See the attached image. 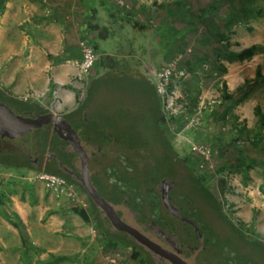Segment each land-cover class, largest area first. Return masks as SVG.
I'll use <instances>...</instances> for the list:
<instances>
[{
	"label": "crops",
	"instance_id": "obj_1",
	"mask_svg": "<svg viewBox=\"0 0 264 264\" xmlns=\"http://www.w3.org/2000/svg\"><path fill=\"white\" fill-rule=\"evenodd\" d=\"M122 1L127 5L125 10L111 0H0V99L5 103L3 105L20 116L23 106L31 108L34 113L52 112L60 115L72 126L87 149L96 146L105 151L121 143L130 152L116 150L115 155L134 156V140L152 136L151 122L160 102L149 69H158L182 53L189 44L186 38L189 28L193 30L201 21L202 27L196 32L204 31L197 44H201L202 51L212 52L211 56L204 57L214 60L217 36L228 34L235 27L229 31L226 25H212L218 14L208 10L194 15L195 21L186 20L184 10H172L167 5L169 0ZM153 1L158 3L151 5ZM178 2L180 8L186 1ZM236 34L240 35L238 31ZM82 40L92 45L99 57L97 66L88 75H82L78 68L81 60L79 44ZM219 63L225 66L226 72L220 74L215 67L210 72L228 76L235 83L236 76L233 71L229 73L227 66L230 63L223 59ZM195 82L194 88L185 87L188 85L186 81L181 82L178 95L187 96L194 105L206 109L204 103L214 102L218 92L215 91L214 95L207 84L203 86L197 83L198 80ZM240 85L238 83L228 89L231 90L230 94ZM247 97L235 109L229 110L226 105L220 117L226 120L225 123L236 125V128L240 127L241 122L247 124V128L257 125L253 133L244 131L236 142L228 139L226 146L222 144L223 136H217L220 140L218 147H232L243 162L236 168L233 166V169L245 174L241 175L239 181L235 180L221 188L219 192L222 196L219 199L213 196L220 205L221 219L206 207L203 208L205 216L198 215L203 223L210 226L213 234V229L220 228L217 220H221L245 236L254 237L256 240L252 239V242L264 243V120L263 116L259 118L255 114L259 99L251 95ZM138 107L144 113L133 110ZM142 116L144 122L140 119ZM209 119L219 125L218 111L214 116L209 115ZM46 160L40 166L41 170ZM18 161L22 164H14L16 168L32 174L33 170L27 167V162ZM73 162L77 165V159H73ZM31 164L35 170L38 169V163ZM9 166L0 163V196L6 195V203L13 214L2 216L0 220L6 230H22L26 227V231L32 234L30 209L36 211L37 208L31 207L32 202H22L20 197L10 194L12 174ZM109 167L111 165L106 169ZM38 186L42 190L43 185L38 184L35 188ZM39 196L43 197L42 192ZM219 202H224L230 210L231 219L224 214ZM35 214L39 221L38 228L42 230L39 235L43 236L46 233L40 227L43 215ZM50 219L54 217L50 216ZM76 225H80L79 221H76ZM90 232L94 236L91 229L80 233L87 237ZM2 244H6L4 240Z\"/></svg>",
	"mask_w": 264,
	"mask_h": 264
},
{
	"label": "rangeland",
	"instance_id": "obj_2",
	"mask_svg": "<svg viewBox=\"0 0 264 264\" xmlns=\"http://www.w3.org/2000/svg\"><path fill=\"white\" fill-rule=\"evenodd\" d=\"M169 1L167 5L170 6V8L172 7V10H184L183 12L186 13V20L191 19L195 21L194 15L198 16V13H204L208 10L218 14L216 19L212 21V25H233V27H235L232 29L233 31L228 32V34L225 33L227 37V39H225L227 46L225 42V44L216 43L214 46L217 49L228 47V50L231 52H239L254 44L260 45L261 47L251 60L234 62L227 65L229 73L233 71L236 76L237 81L235 83H240L241 85L239 88L245 87V89L239 91L237 88L238 90H234L232 93L234 97L233 100L225 102L222 99L223 95H229L231 90L228 89H232L237 84L231 81L228 76L214 75L210 72L214 62L212 59L209 60L206 57L211 56L212 52H207L206 50L202 51L201 44H197L198 41L202 39L204 30H200V33L196 31L202 27V23H198L193 30L187 27L189 31L186 38L189 44L181 52L186 53L188 49H190V52L185 54V62H182L181 65L191 72V76L188 78L189 80H185L186 84H188L185 87H196L195 81L198 80V84H202L203 86L207 84L214 91V95L215 91L218 92V95L214 98V102H205L203 107H207L203 110L202 106L198 104L194 105L193 100L190 101V98L188 99L187 96L181 95L178 102H181L183 107L182 113L179 115L167 113L161 102H159L158 109H155V118H153L151 122L155 124L158 129L159 139H161L164 145L163 149L169 150L172 158L176 160V166L179 168V172L185 176L188 175L192 177L194 180L192 184H194L196 188L200 187L201 189L203 187L211 196H216L219 199V197L222 196L219 192L220 189L225 188V186H228L230 183L232 184L235 180L239 181L241 175L244 176L245 173L241 174L237 169H233V166L236 168L243 162L235 155L232 147L227 149L218 147L220 140L217 136H223L224 143L222 144L226 146L228 139H234V142H236V140H239V137L243 136L244 131L253 133L257 126L252 125L250 128H247V124L241 122L239 124L240 127L236 128V125L234 126L230 122L225 123L226 120L223 121V117H220L221 111L226 108V105H228L229 110L235 109V107L240 104V101L251 95V97L259 99L255 107L256 116H264V79H257L255 76L258 62H260L261 74L264 76V0H185L186 2L180 8H178L177 5V3L180 4L178 0ZM153 2L151 5H156L158 3L154 2L153 4ZM175 23L176 22L172 23V26H174ZM237 31L240 35L236 34ZM190 56L193 57L191 58ZM202 57L207 65L205 70L200 66L202 63L201 61H203ZM189 65L192 66L189 67ZM195 72H198V74L194 75ZM234 101H236V103ZM206 103L208 104L206 105ZM133 110L140 111L139 113L141 114L142 112L144 113L140 107L137 109L134 108ZM217 111L220 118L219 125L213 123L212 120L209 119V115L214 116ZM146 114L147 113L144 115ZM140 119L142 122L145 120L144 116ZM135 130L136 126H134V133ZM42 131H44V128L24 135L23 137L9 140V144L5 146L6 149L15 147L20 150L22 152L20 157L23 160L28 159L30 161V159H38L39 162L38 169L35 170L31 168L33 170L32 174L28 171L16 168L14 164H22L16 158L13 159L12 165L9 166L12 174V188L9 189L10 194L17 195L21 198L20 200L22 202H32L31 207L37 208L36 211L30 209L32 213L30 230L32 234L35 230L36 232L33 235L29 234L28 231H26V227L22 230H19L20 228H18V230L10 228L6 230V227H3V222L0 220V264H110L108 258L114 255H117L115 264H154L152 257L146 253V250L135 243L125 239L120 241H110L106 239L101 227L102 221L98 210L93 205V200L80 184L75 185L78 201L74 202H68L64 197L57 196L45 189L43 182L38 178V173L41 170L40 166L44 165L48 157L49 140L47 143L39 142L38 137H41ZM204 131H206V133ZM201 133L202 137L200 136ZM209 133H212V135H209ZM51 134L52 129H50L48 139H50ZM195 145L202 146L211 152L208 163L204 162V160L192 150V147ZM0 146L4 147V145L1 144ZM53 147V152H57L55 145H52V149ZM116 150L130 152V150L121 143L116 147ZM63 160L67 162L66 159ZM117 161L120 166L124 168H132L128 164L125 156L118 157ZM27 167L30 168V165ZM111 169L112 168L109 167L105 170L106 174L108 172L107 176L109 182L127 191L128 194L134 195L135 190L124 181L118 179L116 169H112V171ZM166 170L167 169H164L163 171ZM162 174L163 173L160 174L161 178L163 177ZM0 175V177H2V173H0ZM38 184L43 185L42 190L39 186L35 188ZM25 186L26 189L24 188ZM41 192L43 194L42 198L39 196ZM152 194L153 193L149 192L146 196L149 200L156 203L157 196L155 197ZM0 197V217L10 213L13 214L10 210V205L6 203V195ZM164 199L162 198V200ZM219 203L222 205L224 214L228 219H231L230 210L225 207L224 202ZM181 208L189 219H195L197 217L195 210L189 206L187 200L183 201ZM74 209L84 211L88 217L87 222H84L74 212ZM35 212L37 215L39 213L43 215L40 221V224H42L40 227H43L46 231V233L43 231V233H45L43 236L39 235L42 233V230L40 231V228H38L39 221L37 220ZM50 216L54 217V219H50ZM154 217H156L155 213ZM76 221H79L80 225L77 226ZM35 223H37L36 228H34ZM90 229L93 230L94 236H92L91 232L90 236L88 235L87 237L80 233L83 230L90 231ZM75 230H78V232H75ZM205 230H207V228H205ZM198 232L200 234V231ZM36 236L40 237V239H37ZM246 237L251 240L255 239L252 236ZM2 240L5 241V245L2 244ZM210 263L223 264L222 259L216 260L214 257L211 259Z\"/></svg>",
	"mask_w": 264,
	"mask_h": 264
},
{
	"label": "trees",
	"instance_id": "obj_3",
	"mask_svg": "<svg viewBox=\"0 0 264 264\" xmlns=\"http://www.w3.org/2000/svg\"><path fill=\"white\" fill-rule=\"evenodd\" d=\"M226 26L230 29L233 27L231 24ZM225 39H227L225 33L218 35L217 43H224ZM225 43L227 46V42ZM260 48V45L256 44L246 47L239 52H231L228 50V47L224 49L216 48V56L212 60L214 62L213 67L220 74H223L226 72V68L223 64H218L220 59L228 63L249 61ZM201 62L200 66L202 68L206 62ZM191 66L189 65V67ZM255 76L257 79H264L259 65L256 67ZM238 89L239 91H243L245 87ZM233 98L232 94L223 95L222 97L225 102L233 100ZM234 102L236 103V101ZM20 110L21 116L25 117H36L46 113H34L31 108L26 106H23ZM262 120H264V116ZM150 131L152 134L150 138L134 140V156L129 154L124 155L132 169L120 166L117 161L118 157L115 155V146L105 151L96 146L91 147V150H89L80 141L89 159L88 173L90 182L99 196L112 206L123 222L137 229L162 248L176 254L187 264H211L210 262L213 257L216 260L222 259L223 264H264V243L261 241L252 242L251 239L242 234L237 228L221 220H217L220 228L213 229L214 234L210 232L212 229L208 224L203 223L204 221L199 215L203 214L205 216L206 211L203 208L206 207L221 219L220 205L206 189L203 187L201 189L200 187L196 188L192 184L194 183L192 177L185 176L179 172L176 160L172 158L169 150L163 149L164 145L159 139L158 129L155 124H151ZM49 132L50 126H47L42 131L41 137H38L41 143H47L49 140L48 157L44 170L47 173L59 175L71 183L80 184L78 181L81 173L79 156L74 152L71 145L61 139L57 133L53 132L50 139H48ZM52 145H55L57 152H53L54 147L52 149ZM21 153L15 147L1 150L0 163L12 165L13 159L16 158L27 162L30 168H35L33 164H30L32 163L31 159L30 161L25 158L23 160L20 157ZM63 159H66L67 162ZM73 159H77V165L74 164ZM110 165L112 169L117 170L118 179L124 181L135 190L134 195L128 194L127 191L109 183V178L103 172V169ZM164 169L167 170L163 171ZM161 173H163L162 178L160 177ZM149 192L153 193V196H157L156 203L147 198L146 195ZM165 197H168V202L174 210L181 212L185 218L198 225L201 236L196 233L192 224L175 217L169 212L164 200H162ZM186 200L189 206L195 210L197 215L195 219H189L182 211L181 205ZM93 205L97 208L101 217V227L107 240L120 241L125 239L131 241L146 250V253L152 257L154 264H171L141 246L127 233L116 229L103 210L95 203ZM74 212L84 222H87L88 217L84 211L74 209ZM154 213L156 217H154Z\"/></svg>",
	"mask_w": 264,
	"mask_h": 264
},
{
	"label": "water",
	"instance_id": "obj_4",
	"mask_svg": "<svg viewBox=\"0 0 264 264\" xmlns=\"http://www.w3.org/2000/svg\"><path fill=\"white\" fill-rule=\"evenodd\" d=\"M47 126H50L52 128V132L57 133L61 139L68 142L73 148L74 152L79 156L81 173L78 177V181L80 185L90 196L93 202L103 210L111 224L116 229L127 233L141 246L154 253L155 255H158L159 257L167 260L171 264H187L176 254L162 248L160 245L151 241L145 235L140 233L137 229L123 222L117 215L115 210L112 208V206H110L99 196L98 192L95 190L89 179L88 155L82 147L77 133L65 120L64 117L52 112L38 115L36 117L20 116L16 115L10 108L0 104V138L4 141L23 137L24 135L41 130ZM164 202L167 206V209L172 215L178 217L179 219L187 221L179 211H176L172 208V206L168 202V197H165ZM190 223L194 226L195 231L198 234V226L193 222Z\"/></svg>",
	"mask_w": 264,
	"mask_h": 264
},
{
	"label": "built area",
	"instance_id": "obj_5",
	"mask_svg": "<svg viewBox=\"0 0 264 264\" xmlns=\"http://www.w3.org/2000/svg\"><path fill=\"white\" fill-rule=\"evenodd\" d=\"M111 1L119 8L124 10L127 9V5L122 0ZM79 47L81 60L78 63V68L82 75H88L98 63L99 57L94 47L87 41L82 40ZM188 52H190V49L186 51V53ZM186 53L176 55L175 58L158 69H149V74L154 83L155 93L160 99L164 110L172 115H179L182 113L183 105L181 102H178L180 98L178 95V87L181 82H184L191 76V72L181 65ZM202 68L205 70L207 65L204 64ZM197 74L198 72L194 73V75ZM192 150L197 153L204 162H209L211 152L208 149L195 145L192 147ZM38 178L43 182L47 191L54 193L57 196L64 197L68 202L78 201L75 184L67 181L65 178L56 174L47 173L44 169L39 171ZM116 258L117 255L108 258L109 263L115 264Z\"/></svg>",
	"mask_w": 264,
	"mask_h": 264
},
{
	"label": "flooded vegetation",
	"instance_id": "obj_6",
	"mask_svg": "<svg viewBox=\"0 0 264 264\" xmlns=\"http://www.w3.org/2000/svg\"><path fill=\"white\" fill-rule=\"evenodd\" d=\"M0 104L3 105V104H5V103L0 99ZM16 115H18V114H16ZM0 144H1V145H4V147H1V146H0V151H1V150H7V149L5 148V146H6L7 144H9V140L4 141V140H2V139L0 138ZM9 148H10V147H9ZM9 148H8V149H9ZM31 162L38 163V159H33V160L31 159ZM4 164H5V163H4Z\"/></svg>",
	"mask_w": 264,
	"mask_h": 264
}]
</instances>
